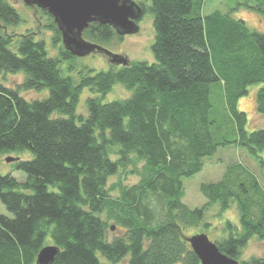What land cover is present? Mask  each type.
<instances>
[{"label":"trees","instance_id":"trees-1","mask_svg":"<svg viewBox=\"0 0 264 264\" xmlns=\"http://www.w3.org/2000/svg\"><path fill=\"white\" fill-rule=\"evenodd\" d=\"M10 1L0 0V73L24 78L15 87L0 82V152L29 150L33 157L16 160L25 182L0 174V200L14 215H0V264H36L48 237L61 249L53 264H103L99 254L111 264L127 257L129 264H201L187 229L209 227L212 206L222 217L234 204L239 223L224 221L214 241L239 264H264V257L242 259L253 237L264 240L258 177L232 165L219 181L201 184L206 203L195 208L184 202L183 183L230 145L264 167V130L249 132L238 108L248 87L261 83L256 110L264 114V32L221 10L204 15V0H150V7L138 1L153 13L155 61L111 63L96 72L77 68L80 58L65 49L47 10L41 11L56 54L31 29L9 32L21 22ZM83 37L102 46L123 38L99 22ZM117 84L131 95L103 102ZM215 84L225 115L212 101ZM43 89L49 95L42 99L22 94ZM85 89L87 115L78 113ZM222 119L234 123L233 139L219 136ZM129 166L138 181L110 187L109 179ZM113 227L122 234L110 239Z\"/></svg>","mask_w":264,"mask_h":264},{"label":"rangeland","instance_id":"rangeland-1","mask_svg":"<svg viewBox=\"0 0 264 264\" xmlns=\"http://www.w3.org/2000/svg\"><path fill=\"white\" fill-rule=\"evenodd\" d=\"M144 1V3L150 7V0H135ZM11 4L17 9L21 16V22L18 25L10 26L7 28L9 32L15 31L17 33H24L26 30L31 29L38 33V37L46 40L47 49L53 55L57 53V48L53 47L51 40L52 32L45 27L47 23L46 16L42 13V9L28 6L23 0H12ZM214 10H221L224 13L230 14L237 20H244L251 29L264 32V0H204L203 14H210ZM140 29L137 33L124 35L122 39H115L109 43H105L103 46L109 51L117 54H123L128 57L130 61H148L150 63L155 61V57L152 50V45L155 41V29L153 25V13L148 9L144 12V15L139 21ZM77 61V68L79 69L83 65L98 71H106L110 69L111 62L108 56L101 52L92 53L86 57H79ZM67 67V63L63 65ZM77 76L75 72L71 73ZM23 73H0V82L6 86L15 87L23 81ZM263 85L261 83L252 84L248 87L247 95L240 98L238 101V108L245 112L248 116L247 130L252 132L254 130H264V114L256 110V98L257 92ZM212 101L215 106L224 114L223 99L220 97L221 84H215L213 86ZM22 94L27 99H42L49 95L48 89L43 90H24ZM131 95V91L124 87L122 84H117L107 94L103 95V102H111L117 99H125ZM91 96V92L85 89L82 93L80 103L78 106V113L87 115V99ZM101 96V95H100ZM54 115H57L54 114ZM223 121V119H222ZM224 122V121H223ZM235 126L234 123L224 122L219 129V136H224L228 139H233ZM33 157V153L29 150L21 152H0V174L6 175L12 173L13 176L19 182H25L27 180V174L24 171L16 169V161H7L8 158H22L30 159ZM241 164L255 174L263 189H264V167H261L256 159H254L246 149L237 147L234 145L220 147L217 153L213 156L206 157L204 159V167L201 172L190 177L184 178L183 183L185 186L184 202L191 208L201 207L206 203V198L200 191V186L203 183L217 182L219 181L227 168ZM132 167L129 166L126 169H122L118 174L112 176L109 179V186L113 183L120 182L124 185H131L138 181V177L134 174H130L129 171ZM118 191L114 190L113 194H117ZM218 207L212 206L206 215V221L210 222L209 227H204V223L199 227H191L186 231L187 235L195 233L205 232L214 241L215 238H219L223 222L227 219L235 223H239V214L236 210V204L230 208V210L224 213V216L219 217ZM0 215L13 218L14 215L10 213L3 202L0 200ZM113 225V223H109ZM122 231L119 228H115L109 231V238L113 239L117 235H121ZM46 244H52V239L47 238ZM250 256L264 257V240H260L257 237H253L246 248L243 251L242 259ZM100 260L103 264H111L101 254H99ZM129 257L123 259L116 264H129Z\"/></svg>","mask_w":264,"mask_h":264},{"label":"water","instance_id":"water-1","mask_svg":"<svg viewBox=\"0 0 264 264\" xmlns=\"http://www.w3.org/2000/svg\"><path fill=\"white\" fill-rule=\"evenodd\" d=\"M16 1V0H14ZM28 6L47 10L54 17L62 34L66 50L77 57L95 52L108 56L116 65H128L123 54L109 51L104 46L83 37V32L93 22L110 25L121 35L134 34L140 29L138 20L144 15L142 6L135 0H23ZM17 159L8 158L7 161ZM115 229V227H113ZM201 264H239V261L222 252L205 232L186 237ZM61 249L55 244L44 246L37 255L36 264H53Z\"/></svg>","mask_w":264,"mask_h":264},{"label":"flooded vegetation","instance_id":"flooded-vegetation-1","mask_svg":"<svg viewBox=\"0 0 264 264\" xmlns=\"http://www.w3.org/2000/svg\"><path fill=\"white\" fill-rule=\"evenodd\" d=\"M139 21H140V19L138 20V24H139Z\"/></svg>","mask_w":264,"mask_h":264},{"label":"bare ground","instance_id":"bare-ground-1","mask_svg":"<svg viewBox=\"0 0 264 264\" xmlns=\"http://www.w3.org/2000/svg\"><path fill=\"white\" fill-rule=\"evenodd\" d=\"M110 61V60H109Z\"/></svg>","mask_w":264,"mask_h":264}]
</instances>
